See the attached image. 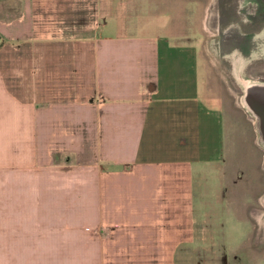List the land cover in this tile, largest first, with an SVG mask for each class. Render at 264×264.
Wrapping results in <instances>:
<instances>
[{"label": "crops", "instance_id": "0c3cea01", "mask_svg": "<svg viewBox=\"0 0 264 264\" xmlns=\"http://www.w3.org/2000/svg\"><path fill=\"white\" fill-rule=\"evenodd\" d=\"M15 3H0V264L264 263L224 243L225 210L253 243L264 210L227 194L202 93L234 88L264 154V0Z\"/></svg>", "mask_w": 264, "mask_h": 264}, {"label": "rangeland", "instance_id": "374dc122", "mask_svg": "<svg viewBox=\"0 0 264 264\" xmlns=\"http://www.w3.org/2000/svg\"><path fill=\"white\" fill-rule=\"evenodd\" d=\"M17 0H0V3L15 5ZM202 93L215 99L221 109L224 125V168L228 195L236 210L243 216L249 213L262 216L264 207V154L256 142V132L250 113L239 101L234 88L225 89L213 77L206 79ZM225 229L223 240L227 250L264 249V230L257 241L247 237L252 232L249 219L234 223L230 210H225ZM247 239V240H246ZM244 240V241H243ZM260 264L261 260L252 261ZM264 264V263H261Z\"/></svg>", "mask_w": 264, "mask_h": 264}]
</instances>
